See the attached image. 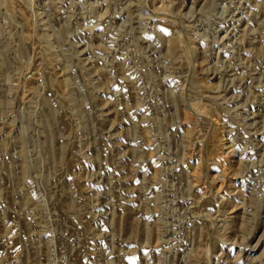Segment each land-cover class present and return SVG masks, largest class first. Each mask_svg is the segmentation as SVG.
<instances>
[{
  "label": "rangeland",
  "instance_id": "obj_1",
  "mask_svg": "<svg viewBox=\"0 0 264 264\" xmlns=\"http://www.w3.org/2000/svg\"><path fill=\"white\" fill-rule=\"evenodd\" d=\"M0 264H264V0H0Z\"/></svg>",
  "mask_w": 264,
  "mask_h": 264
}]
</instances>
